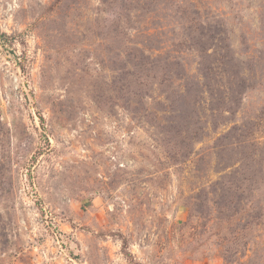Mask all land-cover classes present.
<instances>
[{"label":"rangeland","instance_id":"rangeland-1","mask_svg":"<svg viewBox=\"0 0 264 264\" xmlns=\"http://www.w3.org/2000/svg\"><path fill=\"white\" fill-rule=\"evenodd\" d=\"M0 264H264V0H0Z\"/></svg>","mask_w":264,"mask_h":264}]
</instances>
